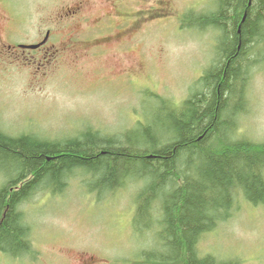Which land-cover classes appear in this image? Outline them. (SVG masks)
Wrapping results in <instances>:
<instances>
[{"label":"rangeland","instance_id":"1","mask_svg":"<svg viewBox=\"0 0 264 264\" xmlns=\"http://www.w3.org/2000/svg\"><path fill=\"white\" fill-rule=\"evenodd\" d=\"M218 4L0 0V128L10 136L48 141L75 139L85 131L120 140L156 122L162 100L181 107L213 67L221 31L205 30L185 15L207 14ZM107 19L111 25H104ZM40 43L36 50L19 48ZM248 97L234 139L264 143V66L252 71ZM66 178L62 194L37 192L20 206L30 252L13 258L0 251V264H78L83 251L112 264H157L155 230L134 226L144 181H128L111 193L84 170ZM7 179L0 171V187ZM232 205L226 221L201 235L197 250L217 261L255 264L264 254V203L238 196Z\"/></svg>","mask_w":264,"mask_h":264},{"label":"trees","instance_id":"2","mask_svg":"<svg viewBox=\"0 0 264 264\" xmlns=\"http://www.w3.org/2000/svg\"><path fill=\"white\" fill-rule=\"evenodd\" d=\"M194 14L185 20L222 33L213 67L181 107L162 100L156 122L120 140L85 131L48 141L0 128V171L8 175L0 187L1 252L13 258L29 253L20 206L37 192L62 194L66 175L84 170L111 193L128 181H144L134 226L155 230L157 264H224L198 257L201 235L231 216L235 197L264 203V143L233 136L248 112L252 71L264 66V0H219L216 10Z\"/></svg>","mask_w":264,"mask_h":264},{"label":"flooded vegetation","instance_id":"3","mask_svg":"<svg viewBox=\"0 0 264 264\" xmlns=\"http://www.w3.org/2000/svg\"><path fill=\"white\" fill-rule=\"evenodd\" d=\"M71 15H73V12H71ZM108 22L105 23L104 25H111L112 24V21H109L110 19H107ZM123 26H126L125 24H122ZM50 33L47 32V36L49 35ZM106 40V39H104ZM198 252V257L200 259H203V258H206V257H212L211 255L209 254H206V253H199ZM201 254V255H199ZM80 259H79V263L78 264H112V259L111 258H106V259H103L101 258L99 255H93L92 253H89L87 251H83L82 254L80 253ZM257 263L255 264H264V254H261L258 259H257ZM223 262V261H222ZM242 262V261H241ZM224 264H230V262L228 261H224L223 262ZM245 263V261L243 262ZM248 262H246L245 264H247ZM116 264V263H115ZM159 264H164L162 262H160Z\"/></svg>","mask_w":264,"mask_h":264},{"label":"water","instance_id":"4","mask_svg":"<svg viewBox=\"0 0 264 264\" xmlns=\"http://www.w3.org/2000/svg\"><path fill=\"white\" fill-rule=\"evenodd\" d=\"M30 48L35 49V48H37V46H30Z\"/></svg>","mask_w":264,"mask_h":264},{"label":"bare ground","instance_id":"5","mask_svg":"<svg viewBox=\"0 0 264 264\" xmlns=\"http://www.w3.org/2000/svg\"><path fill=\"white\" fill-rule=\"evenodd\" d=\"M241 99V98H240Z\"/></svg>","mask_w":264,"mask_h":264}]
</instances>
